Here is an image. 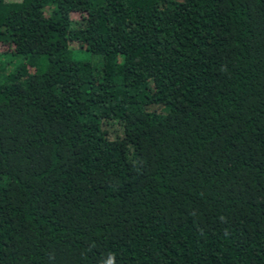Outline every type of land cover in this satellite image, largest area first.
<instances>
[{"label": "trees", "instance_id": "16d2710c", "mask_svg": "<svg viewBox=\"0 0 264 264\" xmlns=\"http://www.w3.org/2000/svg\"><path fill=\"white\" fill-rule=\"evenodd\" d=\"M264 264V0H0V264Z\"/></svg>", "mask_w": 264, "mask_h": 264}, {"label": "clouds", "instance_id": "9594fccd", "mask_svg": "<svg viewBox=\"0 0 264 264\" xmlns=\"http://www.w3.org/2000/svg\"><path fill=\"white\" fill-rule=\"evenodd\" d=\"M104 264H116V256L114 253H109L108 259L104 261Z\"/></svg>", "mask_w": 264, "mask_h": 264}]
</instances>
